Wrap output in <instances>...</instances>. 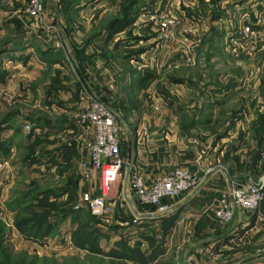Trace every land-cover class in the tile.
<instances>
[{"label": "rangeland", "instance_id": "obj_1", "mask_svg": "<svg viewBox=\"0 0 264 264\" xmlns=\"http://www.w3.org/2000/svg\"><path fill=\"white\" fill-rule=\"evenodd\" d=\"M228 1L45 0L32 17L29 0H0V264H158L174 254L239 262L224 252L196 258L191 239L164 241L159 225L135 224L130 239L124 178L105 189L108 211L94 217L84 197L100 194L102 174L80 169L93 138L83 116L96 95L116 117L129 106L168 110L161 123L176 118L182 157L199 153L210 172L178 166L198 175L197 189L202 173L216 181L211 197H197L201 215L233 185L264 183V15L256 25ZM247 22L254 44L240 37ZM120 156L122 170L126 146ZM132 171L135 196L132 174H142ZM238 211L264 223V194L254 211ZM259 239L241 246L260 253ZM134 250L138 259L124 254Z\"/></svg>", "mask_w": 264, "mask_h": 264}, {"label": "crops", "instance_id": "obj_2", "mask_svg": "<svg viewBox=\"0 0 264 264\" xmlns=\"http://www.w3.org/2000/svg\"><path fill=\"white\" fill-rule=\"evenodd\" d=\"M225 4H233V8L236 7L241 12V18L254 20L256 25H259L262 15H264V0H230ZM133 95L135 93L130 95L131 99H133ZM128 107L124 108L121 113L117 112L118 116L116 117L119 127V148L126 146L130 155L128 165L124 166L122 170L120 169L119 177H123L126 181L127 187L124 186L123 189L127 192L124 194L125 203L131 216L140 218L137 224L161 226V237L163 235L164 241L170 240L178 244L191 239L188 243L191 245V253L196 258L200 256L206 261L213 262L221 252H224L227 258L238 259L237 264H264V249L260 253L248 254L253 249L251 251L249 249L251 247L241 246L245 239H249L253 235L260 237L254 243L255 245L264 244V223L253 215L242 216L237 209H235L234 218L230 223L218 220L212 213H202L201 215L197 197L208 198L215 193V190L209 187L214 186L213 182H216L212 179V183H210L209 179L212 178L210 174L202 173L201 188L187 191L177 199L170 201L172 210L165 216L158 218L142 208L134 194L132 195L128 189L132 170L137 169L145 181L150 183L180 164L192 171L204 172V168L199 161L201 158L196 157L199 153L195 152L188 159L182 157L179 149L183 140L176 136L180 132L176 118L173 117L174 120L168 119L161 123V116L164 114L161 113L162 111L166 112L164 116H171L168 110L157 108L151 110V114H145L143 111L140 113L138 108L128 109ZM123 160H125L124 157ZM216 190H220V188ZM134 227L135 225L127 227V230H131L129 231L130 239L135 237ZM176 258L178 256L175 254L169 259L165 255H161L154 261L158 264H191L186 263L187 258H183L179 262L176 261Z\"/></svg>", "mask_w": 264, "mask_h": 264}, {"label": "built area", "instance_id": "obj_3", "mask_svg": "<svg viewBox=\"0 0 264 264\" xmlns=\"http://www.w3.org/2000/svg\"><path fill=\"white\" fill-rule=\"evenodd\" d=\"M44 1L29 0L24 12L29 16L37 17L42 12ZM255 36L249 22L241 26L240 37L242 39L254 44ZM83 117L93 130V138L88 145L87 158L80 164L82 176L88 178L99 172L102 174V183L99 186L100 194L94 197L87 195L84 197L88 212L97 217L108 211V206L105 203V189L109 191L121 169L119 127L115 112L96 95L91 99ZM23 128L28 129V124L23 125ZM209 172L208 168L204 170L206 174ZM198 182L197 174L181 166L174 167L149 184L138 172L132 174V187L139 204L154 207L155 211L151 214L158 217L170 213L172 210L170 201L177 199L187 191L194 190ZM263 187L264 183L233 185L230 190L220 195L217 205L211 208V213L218 220L230 223L234 218L235 209L254 211L258 207L263 198ZM139 219L138 216L133 217L125 224L135 225Z\"/></svg>", "mask_w": 264, "mask_h": 264}, {"label": "trees", "instance_id": "obj_4", "mask_svg": "<svg viewBox=\"0 0 264 264\" xmlns=\"http://www.w3.org/2000/svg\"><path fill=\"white\" fill-rule=\"evenodd\" d=\"M114 28L116 27H121L120 25H123V23L121 24V21H115L114 22ZM120 24V25H119ZM117 25V26H115ZM113 28V29H114ZM117 29V28H116ZM89 213V212H88ZM90 214V213H89ZM91 215V214H90ZM92 216V215H91ZM126 256H128L131 260H135V259H138V257H136V252L135 250L133 252H127V253H124Z\"/></svg>", "mask_w": 264, "mask_h": 264}]
</instances>
